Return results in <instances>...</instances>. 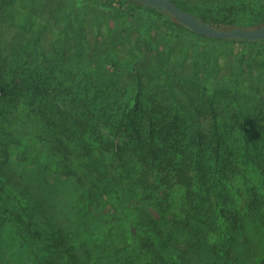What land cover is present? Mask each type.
Here are the masks:
<instances>
[{"label":"rangeland","instance_id":"rangeland-1","mask_svg":"<svg viewBox=\"0 0 264 264\" xmlns=\"http://www.w3.org/2000/svg\"><path fill=\"white\" fill-rule=\"evenodd\" d=\"M129 1L0 0V74L20 85L26 120L0 112V171L19 197L3 193L0 264H62V245L47 246L54 226L83 258L102 255L113 241L123 249L120 262L137 259L136 240L146 243V234L140 229L134 243L126 238L128 205L140 210L146 203L150 213L141 212L138 222L174 230L168 249L184 264H206L177 222L187 208L204 217L215 188L223 190L226 211L219 214L228 232L225 239L207 230L206 245L222 255L226 242L233 264H264V39L201 35ZM177 1L234 7L227 15L234 23L264 24V0ZM135 72L142 78L139 106L116 137L113 123L137 91ZM211 107L222 132L216 159ZM13 136L19 141H8ZM114 145L128 199L111 204L102 195V218L80 192L87 171L101 169ZM18 213L21 227L9 220ZM110 224L114 237L107 238Z\"/></svg>","mask_w":264,"mask_h":264},{"label":"trees","instance_id":"trees-1","mask_svg":"<svg viewBox=\"0 0 264 264\" xmlns=\"http://www.w3.org/2000/svg\"><path fill=\"white\" fill-rule=\"evenodd\" d=\"M129 0H127L128 2ZM141 4L142 7L150 8L152 11H154L156 14H158L159 18H163V20L166 21L167 24L173 25V26H179L184 27L186 29H189L192 32V29L187 27L186 25L182 24L181 22L177 21L168 11L164 10L163 8H158L151 4L142 3L139 0H134ZM177 4H179L182 8L190 11L191 13L205 19L209 24L216 26V27H223V28H229L233 26H249L253 27L254 25H242L238 23H234L233 20H230L227 18V15L231 14L233 12L234 7L231 8H218L217 10H213L210 8H195L193 6L184 5L183 3L178 2L177 0H174ZM130 2V1H129ZM231 40H237V41H243V42H256V41H263V39L258 40H250L245 38H239V37H230ZM136 80H137V91L133 97V102L126 106L120 114H118V118L116 117L114 121L115 129H114V136L118 137L120 136L123 131L131 124V122L134 119V116L136 115V110L139 106V100H140V87L142 85V78L139 73L135 72ZM23 91L20 88V85L17 83H12L7 81L5 78H3L0 74V112L9 111L15 114L13 115L14 119L16 121H23V110H24V102H21L23 100ZM12 97L18 98V103L21 102L19 105H12L10 102ZM211 115H212V123H211V132H210V138L212 140V158L216 159L219 157L220 152V146L222 143V132L220 129L218 118L211 107ZM11 120V124L15 123V120ZM8 141H15L18 142L19 138L18 136L15 138L14 136L12 138H9ZM2 142V139H0V143ZM3 143V142H2ZM200 142H198V145ZM57 145V144H56ZM58 147H61L58 145ZM199 147V146H198ZM64 150L67 149V145L63 146ZM49 152V151H48ZM191 157V156H189ZM35 157H33L34 159ZM107 159V158H106ZM110 160V161H109ZM109 160L102 164L101 169L94 170V168H90L87 173L90 175L89 181H87V189L83 187L82 192H80V195L82 197L85 196L84 193L87 192V208L92 210L95 209L98 211V209L101 211V213H98L103 218V209L100 208V202L103 201L101 196L105 195L106 200L109 201L112 204V201H118V204H123L127 201L128 198L125 197V188L121 184V181L119 179L120 173L117 170V167L122 166V155L120 153V148L117 145H114V148L111 152V155L109 156ZM91 159H87V163H90ZM198 162V161H197ZM217 172L220 174H223L221 176L228 177L227 174V168L225 167H218L217 165ZM184 180V178L182 179ZM229 180V179H228ZM23 187H28L26 182L19 183ZM10 190L7 186V178L1 174L0 171V204L1 201H3V193H8L7 190ZM214 195L211 194L210 200L213 201L212 206L215 207V210L212 206H210V210H208L207 213L203 216L197 215L194 211L197 213L199 212L198 209L191 210L189 208L184 210L183 215L181 216V219L177 224L182 227L187 228V241L190 242L188 245L192 247L194 251L197 252L199 256H202V258L206 261V264H233L231 261V255L230 250L226 249L227 243L225 242L223 246V254L218 253L217 246L216 248L214 246H208L206 245L207 240V230H211L216 233H221L222 236L226 239V235L228 232V229L223 228V221H221V216L219 213H225L226 209L225 207H222L219 203L222 201V193L223 190H215L213 189ZM9 194L12 196L16 194H13V192L10 190ZM210 196V193L208 194ZM11 198V197H9ZM19 199V197L16 198V200ZM194 199V198H193ZM132 202V200H129ZM119 205V206H120ZM142 209L139 210V208L134 207L133 205H128V210L130 211V221L127 224V228L129 230V234L126 236L128 239H132V242L134 243V240H136L137 233H139L140 229L143 230L146 234V243L136 240V246L134 247V251L136 252L138 256L137 259L131 258L130 255H126L125 261L120 262V252H122V248L115 245V243L112 241L110 247L104 246L102 255H99L96 258H83L81 255L78 254L76 251V244L70 243L68 244L65 242L64 236L60 233V227H51V234L52 236L49 238L51 240L50 244L48 243L47 246H51L55 244L56 246H61V249L63 250V254L60 255V258L64 259L63 263L61 262V259L59 263L62 264H165V258H170L171 262L170 264H184L182 260V256H178V254L173 253L172 250L168 249V244H171L173 240H169V238L172 235V232L174 230H163L158 222L156 221L152 225L144 226L142 222H138L137 216L140 215V213L149 214L150 212L146 211V208L148 204L141 205ZM196 207V206H194ZM158 210V209H157ZM28 221L32 224L35 222L33 218L30 217L28 214ZM9 220H11L13 226H19L21 227L20 221L24 220L22 215L20 213L15 214L14 217H10ZM102 221V219H101ZM60 223V222H57ZM102 223V222H101ZM60 226V224H58ZM114 225L110 224V227L106 230V232L103 234V236L110 238L114 237L112 235L113 230L112 228ZM133 228V230H132ZM66 238V237H65ZM125 247L127 244H124ZM130 246V245H128ZM133 248V246H131ZM110 249H113L111 251Z\"/></svg>","mask_w":264,"mask_h":264},{"label":"water","instance_id":"water-1","mask_svg":"<svg viewBox=\"0 0 264 264\" xmlns=\"http://www.w3.org/2000/svg\"><path fill=\"white\" fill-rule=\"evenodd\" d=\"M142 3L151 4L168 11L177 21L186 25L193 31L206 36L216 38L239 37L245 39H264V24L258 26H233L229 28L216 27L205 19L182 8L174 0H139Z\"/></svg>","mask_w":264,"mask_h":264}]
</instances>
